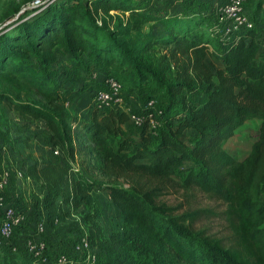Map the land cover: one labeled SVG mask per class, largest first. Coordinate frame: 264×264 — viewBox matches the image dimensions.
<instances>
[{
  "label": "trees",
  "instance_id": "trees-1",
  "mask_svg": "<svg viewBox=\"0 0 264 264\" xmlns=\"http://www.w3.org/2000/svg\"><path fill=\"white\" fill-rule=\"evenodd\" d=\"M35 1L9 3L0 15V145L13 142L4 102L10 103L15 94L13 111L22 120L44 123L54 145L69 156L75 155L76 142L95 172L129 185L105 186L121 212L120 228L107 234L100 213L88 208L84 221L96 264H264V55L259 38L264 0H258L249 17L252 29L218 39L209 19L201 16L203 10H193L195 0H183L184 9L179 5L177 13L146 10L133 0H50L19 16ZM113 11L124 15H110ZM112 18L118 22L111 25ZM58 55L69 67H99L106 79L122 83L125 97L147 89L166 91L164 111L157 115L161 102L148 95L143 113L95 107L85 124L69 128L58 113L65 104L60 92L68 90L71 80L53 67ZM210 57L218 63L216 70L208 63ZM198 94L205 95L203 102L189 99ZM151 100L155 107L146 109ZM58 102L60 107H52ZM149 112L160 126L153 130L146 122L135 143L124 126L132 115ZM253 120L261 122L257 140L238 159L224 146ZM187 131L197 134L192 146L181 139ZM68 163L36 159L23 171L24 179L37 183L44 196L32 203L34 214L24 211L27 221L19 228L31 217L34 236L43 221L46 232L40 238L46 241L49 229L60 224L63 205L76 210L90 203L92 184L73 176ZM4 172L11 186L18 175L0 160V180ZM189 189L227 205L229 237L194 231L195 221L203 214L215 216L212 211L178 215L179 209L160 201L170 190ZM19 228L11 240L0 234V264H38L14 246ZM77 242L71 251L60 246L67 251L54 259L47 244L48 264L61 255L76 256Z\"/></svg>",
  "mask_w": 264,
  "mask_h": 264
},
{
  "label": "rangeland",
  "instance_id": "rangeland-1",
  "mask_svg": "<svg viewBox=\"0 0 264 264\" xmlns=\"http://www.w3.org/2000/svg\"><path fill=\"white\" fill-rule=\"evenodd\" d=\"M25 0H0L1 13L5 12L9 7V3L14 2L17 5H23ZM50 0H36L31 6L24 7L32 8L37 5H44L49 3ZM186 1L183 0H133V3L146 10L154 9L161 12L177 13L184 9ZM258 0H245L244 9L248 17L254 16L256 4ZM227 3V0H195L193 2V10H203L205 16L209 19L210 31L216 34V39L224 37V33H227L229 22L221 21L219 18V9ZM35 5V6H34ZM181 5V8L177 10V7ZM176 7V8H175ZM23 9V10H24ZM22 10V11H23ZM110 15H124L122 12H111ZM126 16V14H125ZM18 18V17H16ZM118 22V19L112 18L110 20L111 25ZM145 31H149L146 28ZM259 38L261 39L260 53L264 55V25L259 30ZM154 32L159 34L161 32L159 27L154 28ZM263 35V36H262ZM163 54L165 52H162ZM208 63L213 70H216L218 63L212 57L208 58ZM59 69L62 78H70L68 90H61V95L65 100L64 108H62L58 115L64 118L65 124L71 128L76 129L86 123L87 117L90 118L92 111L97 107L95 102L96 92L102 87H106V77L102 75L99 67L89 65L87 68L69 67L66 65L65 59L58 55V63L53 66ZM71 72H67L68 70ZM12 93V92H11ZM13 94V93H12ZM14 99L8 103L4 102L7 116L11 122L10 131L12 134L13 142L10 145H0V160L6 170L17 173L18 177L15 179L19 183L21 191L24 193L21 195L22 207L24 211H28V205L33 206L35 200L41 199L42 189L34 183L28 184L23 177V170L27 165H31L36 159H44L49 157L54 161L64 160V163L69 162V170L71 174L83 181L92 184L90 190V203L87 205L84 203L79 209H73L68 205H63V211L59 213L60 224L49 229V234L44 236L46 243L50 244L51 251L54 253L53 259L60 254H65L67 250H60L61 247H65L71 251V247L74 244L80 242L84 237H87L88 226L84 221L86 215H88L89 206L94 207L97 212L100 213L99 221L104 226L107 234L113 230L120 228L122 221V215L118 208H116L109 196V192L106 189L108 184H116L129 187V185L122 179L119 180H107L100 174L95 172L91 159L84 153L79 151V145L73 142V146L76 149L74 156H69L68 151H61L59 145H54L53 141L48 134V129L44 123H26L24 120H20L18 115L13 111V105L16 103V95ZM156 98L161 102V105L157 108L158 113L164 111L165 105L162 99L166 98V91H152L145 90L144 93L137 91L133 94V97L127 95L125 97L124 109L126 111L143 113L141 107L147 100V96ZM190 100L203 102L205 100L204 94H198L196 96H189ZM61 102L53 104L52 107H60ZM129 107V108H128ZM160 116V114H157ZM261 122L259 120L249 121L242 126L237 133L225 144L224 148L235 155L238 159H243L250 151L252 145L257 140L259 134ZM124 130L127 134L132 136L133 141L136 143L138 139L139 126L133 121L124 126ZM184 143L189 146L194 145L197 134L194 131H187L181 137ZM55 150H59L58 154ZM48 158V159H49ZM11 192L15 189L10 186ZM6 189V190H8ZM7 193V191H5ZM264 194V186H263ZM20 199V198H19ZM31 202H28L29 200ZM17 202V200H13ZM160 201L166 203L169 207L179 209L176 214L181 215L183 213H191L195 211L208 210L215 213L207 215L203 214L199 217L193 226L196 233L205 231L207 235L216 237L218 239H225L229 237L230 232L228 229L227 221L225 218V212L227 211V205L218 201L198 189L184 190H170L164 196L160 198ZM29 203V204H28ZM217 215V216H216ZM31 221V217L28 218L26 227L19 228L17 235L13 240L14 246L18 248L22 253L30 257L27 248V240H29L35 233V225ZM51 252V253H52ZM48 257H52L48 256Z\"/></svg>",
  "mask_w": 264,
  "mask_h": 264
},
{
  "label": "built area",
  "instance_id": "built-area-1",
  "mask_svg": "<svg viewBox=\"0 0 264 264\" xmlns=\"http://www.w3.org/2000/svg\"><path fill=\"white\" fill-rule=\"evenodd\" d=\"M245 0H227V3L219 9V18L221 21H228L227 33L238 29H252L253 22L246 15L244 9ZM106 88L99 90L95 95L97 107H117L124 109L125 90L121 82L113 77L106 79ZM155 100L149 101L146 109L155 107ZM162 112H159L161 114ZM132 121L139 127L146 122L150 128L155 130L160 126V122L156 119L155 113L149 112L146 115H132ZM58 154V151L55 152ZM9 175L7 172L0 180V234L5 240H11L17 228L21 227L27 221V215L22 207H17L14 203L9 202L5 194L9 187ZM46 232L45 222H39L36 235L27 240L28 252L37 259L38 264H48L46 256L47 243L40 236ZM76 256L61 255L55 264H96V255L91 248L88 238L84 237L75 246Z\"/></svg>",
  "mask_w": 264,
  "mask_h": 264
},
{
  "label": "crops",
  "instance_id": "crops-1",
  "mask_svg": "<svg viewBox=\"0 0 264 264\" xmlns=\"http://www.w3.org/2000/svg\"><path fill=\"white\" fill-rule=\"evenodd\" d=\"M15 112V111H14ZM16 113V112H15ZM17 114V113H16ZM18 118L20 119V120H22L19 116H18ZM233 155V154H232ZM233 156H235V155H233ZM236 157V156H235ZM49 157H44V159H41L42 161H47V160H53V159H51V158H49ZM29 165H27L26 167H25V169L23 170V171H25L26 170V168L28 167ZM18 177H20V176H18ZM17 177V178H18ZM26 181H27V183L28 184H32L33 183V185H34V183L35 182H32V181H30V180H28V179H26ZM37 184V183H36ZM18 186H20L19 185V183L17 182V181H15V182H13L12 184H11V188L13 189H15L14 191H12L11 192V189H8V190H6L7 191V193H6V195H7V197L9 198V199H12V200H17V202H19V203H22L23 201L21 200V195L22 194H24L22 191H21V188L20 187H18ZM22 193V194H21ZM41 196V198L44 196V192L42 191V194L40 195ZM20 198V199H19ZM32 200L30 199L28 202H31ZM29 204V203H28ZM28 210H30V214H34L35 213V210L33 209V207L30 205H28Z\"/></svg>",
  "mask_w": 264,
  "mask_h": 264
},
{
  "label": "water",
  "instance_id": "water-1",
  "mask_svg": "<svg viewBox=\"0 0 264 264\" xmlns=\"http://www.w3.org/2000/svg\"><path fill=\"white\" fill-rule=\"evenodd\" d=\"M29 8H26V9H24L20 14H19V16H21L26 10H28ZM18 16V17H19Z\"/></svg>",
  "mask_w": 264,
  "mask_h": 264
}]
</instances>
